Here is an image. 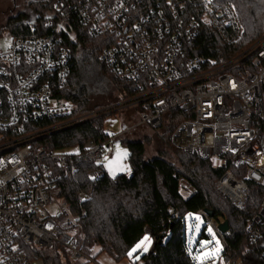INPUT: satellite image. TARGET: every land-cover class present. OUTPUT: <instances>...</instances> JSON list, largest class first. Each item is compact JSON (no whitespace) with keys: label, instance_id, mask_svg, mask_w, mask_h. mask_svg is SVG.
Returning a JSON list of instances; mask_svg holds the SVG:
<instances>
[{"label":"built area","instance_id":"1","mask_svg":"<svg viewBox=\"0 0 264 264\" xmlns=\"http://www.w3.org/2000/svg\"><path fill=\"white\" fill-rule=\"evenodd\" d=\"M72 14L90 34L105 33L101 59L117 77L133 83L134 94L79 113L54 95L55 84L65 82L72 67L64 39V34L74 36ZM204 23L226 45L244 35L230 2L56 0L45 20L29 24L30 35L12 37L8 49L0 50V264H46L38 251L54 248L62 249L57 256L69 264H99L83 245L91 192L79 190L75 212L60 196V183L77 172V162L90 166L89 181L103 178L105 141L52 149L43 140L119 111L132 109L140 125L158 128L179 111L171 143L224 168L215 184L236 207L246 205L252 184L264 189V32L219 60L193 53L191 43ZM179 180L181 194L196 193L193 184ZM52 205H59L56 214L49 211ZM198 216L219 242L221 264H244L228 242L231 227L219 228L226 216L205 209ZM263 222L264 199L247 224L253 243L261 238Z\"/></svg>","mask_w":264,"mask_h":264},{"label":"trees","instance_id":"2","mask_svg":"<svg viewBox=\"0 0 264 264\" xmlns=\"http://www.w3.org/2000/svg\"><path fill=\"white\" fill-rule=\"evenodd\" d=\"M56 0H34L30 7L35 12L33 19L29 14L19 12L8 17L0 31L13 37L30 35L29 24L42 22L53 10ZM232 3L244 26L240 41L226 45L213 29L203 24L199 35L193 39V53L205 54L217 59L235 55L252 44L264 32V0H217ZM67 2V1H66ZM67 3L64 9L67 8ZM71 27L74 36L64 34L66 45L72 52V67L65 82L56 83L54 95L71 102L74 113L108 103L118 97L136 92L133 83L117 77L101 59V51L108 43L105 33L92 35L87 32L80 18L72 14ZM203 23V22H202ZM112 93L114 97L107 102H95V95ZM179 111L167 115V121L160 129H167L169 142L171 134L181 119ZM105 117L88 121L77 127L67 129L43 142L55 149L68 145L83 144L88 139H109L103 128ZM114 137V136H113ZM123 140L130 149V173H120L110 177L106 171L103 178L92 182L87 178L90 166L77 162L74 175L65 177L60 185V196L76 212L77 193L81 189L91 192L86 202L88 214L83 219L84 248L95 255L106 252L115 260H121L130 252L146 233V227L155 237L153 250L130 264H221L222 250L216 255L202 254L206 249L216 247L209 224L196 231L200 209L210 210L215 216L225 215L232 229L228 242L234 252L240 255L244 264H264V222L260 226L261 238L253 243L247 233V224L257 214L264 199V189L251 185V194L243 208L236 207L232 201L216 187V181L224 168L213 166L210 159L198 154H189L178 149L179 165L170 162L165 152L152 158L145 157V143L142 140ZM172 144V143H171ZM179 179H184L196 187V193L185 196L179 191ZM174 208L177 217H171L168 208ZM190 217L192 229L188 233L187 219ZM200 218V217H199ZM136 255V253H135ZM200 257V259H195ZM46 264H52L45 259Z\"/></svg>","mask_w":264,"mask_h":264},{"label":"rangeland","instance_id":"3","mask_svg":"<svg viewBox=\"0 0 264 264\" xmlns=\"http://www.w3.org/2000/svg\"><path fill=\"white\" fill-rule=\"evenodd\" d=\"M34 0H0V29L1 26H3L6 21L8 20V17L11 15H15L19 12H24L29 14V17L33 19L35 16V12L30 7V2H33ZM12 35L5 31H0V50H7L8 45H10L12 41ZM114 97L112 93H108L104 95H95L92 99L93 104L98 101L100 102H107L110 101L111 98ZM65 105H68L67 102H65ZM103 128L107 134H109V139L107 142H105L103 156H104V162H105V168L107 170V173L110 177H116L120 173H130L131 171V164L129 161V154L130 149L126 142L123 140L115 139L114 135H119L121 139L124 140H142L145 143V157L146 158H152L159 154H162V152H165V157L172 163H175L177 166L179 165V159H178V148L176 149L173 144H171L168 140L167 135L168 131L167 129L163 128L160 129L158 127H153L151 125H140L139 119L137 116L136 111L134 110H128V111H119L117 113H114L112 115H109L105 117ZM125 130V132H124ZM209 142L212 141L211 134L208 136ZM126 153V155H125ZM214 162H217L215 159ZM111 169V170H110ZM59 210V205H52L49 207V211L52 214H56V212ZM227 219V218H226ZM204 220L199 218L195 225L194 229L198 231V229L203 225ZM197 225H199V228H197ZM187 226H188V233L191 231V219L188 217L187 219ZM145 236L149 238L151 241L150 243H147V251L143 250V247L136 249V251L133 252V249L136 248V246L130 251L132 255L130 256L128 252V256L121 260H115L113 257H111L106 252H100L98 255L95 253H92V256L94 257L95 261L99 264H130L131 260L139 259V257L145 253H149L153 250V245L155 244L154 238H152V234L150 229L146 230ZM144 236V237H145ZM143 237V239H144ZM142 239V240H143ZM216 247L211 249H206L202 252L212 254L213 249L217 248V242L215 241ZM62 251L60 248L59 250L53 249H42L38 251L39 257H43L44 259H48V261L52 264H69L68 258L63 256H57L58 252ZM219 251H221V248L219 247ZM136 253V255H135ZM68 253V257H69ZM142 262L140 261L139 264Z\"/></svg>","mask_w":264,"mask_h":264},{"label":"snow or ice","instance_id":"4","mask_svg":"<svg viewBox=\"0 0 264 264\" xmlns=\"http://www.w3.org/2000/svg\"><path fill=\"white\" fill-rule=\"evenodd\" d=\"M125 155H126V153H125ZM197 219H199V217H197ZM197 228H199V225H197ZM209 231L211 232V228H209ZM146 242L147 243L151 242L147 236H145L144 239L141 240L140 243L136 245V248L133 249V252L136 251V249L141 248V247H143L144 251H147L148 249H147ZM218 252H219V242L217 241V248L213 249L212 255H216ZM129 255L131 256L132 253L130 252ZM207 256H208V253H204V257L207 258ZM137 259H138V257H137ZM195 259L199 260L200 257H195Z\"/></svg>","mask_w":264,"mask_h":264},{"label":"water","instance_id":"5","mask_svg":"<svg viewBox=\"0 0 264 264\" xmlns=\"http://www.w3.org/2000/svg\"><path fill=\"white\" fill-rule=\"evenodd\" d=\"M207 211H208V213H209L211 216L214 215V212H213V211H210V210H207ZM229 227H230V225H229V221H228V220H226L225 222H222V223L219 225V228L222 230V232L228 230ZM153 247H154V245H153Z\"/></svg>","mask_w":264,"mask_h":264},{"label":"crops","instance_id":"6","mask_svg":"<svg viewBox=\"0 0 264 264\" xmlns=\"http://www.w3.org/2000/svg\"><path fill=\"white\" fill-rule=\"evenodd\" d=\"M107 171V170H106Z\"/></svg>","mask_w":264,"mask_h":264}]
</instances>
